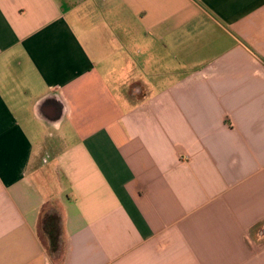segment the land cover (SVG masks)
<instances>
[{
    "label": "crops",
    "instance_id": "1",
    "mask_svg": "<svg viewBox=\"0 0 264 264\" xmlns=\"http://www.w3.org/2000/svg\"><path fill=\"white\" fill-rule=\"evenodd\" d=\"M0 264H264V0H0Z\"/></svg>",
    "mask_w": 264,
    "mask_h": 264
},
{
    "label": "trees",
    "instance_id": "2",
    "mask_svg": "<svg viewBox=\"0 0 264 264\" xmlns=\"http://www.w3.org/2000/svg\"><path fill=\"white\" fill-rule=\"evenodd\" d=\"M42 229L50 244V253L57 258L62 256L63 226L62 216L58 209L49 207L42 219Z\"/></svg>",
    "mask_w": 264,
    "mask_h": 264
},
{
    "label": "rangeland",
    "instance_id": "3",
    "mask_svg": "<svg viewBox=\"0 0 264 264\" xmlns=\"http://www.w3.org/2000/svg\"><path fill=\"white\" fill-rule=\"evenodd\" d=\"M44 143H45L44 145L47 148L49 147V148L55 149V150L60 148V142L58 141V137H56V136L55 137L46 136V140ZM45 151H46V149H45ZM43 152H44V150H43ZM42 231H43V229H42ZM43 234L45 235L44 232H43ZM45 237L47 238L46 235H45ZM47 241H48V239H47ZM46 243L50 247L49 241ZM62 251H63V241H62Z\"/></svg>",
    "mask_w": 264,
    "mask_h": 264
}]
</instances>
